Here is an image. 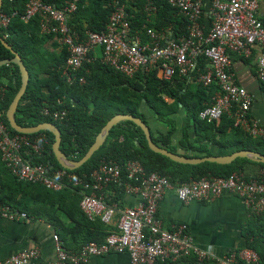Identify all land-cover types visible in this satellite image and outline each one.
<instances>
[{
  "label": "trees",
  "instance_id": "trees-1",
  "mask_svg": "<svg viewBox=\"0 0 264 264\" xmlns=\"http://www.w3.org/2000/svg\"><path fill=\"white\" fill-rule=\"evenodd\" d=\"M41 1L63 8L70 0ZM152 1L157 10L149 14L146 10L147 0H79L77 9L69 16V23L81 35L87 30H107L113 13L125 3L132 33L141 34L144 43H154L149 29L166 33L171 30L173 38L188 36L189 19L178 8L171 5L169 0ZM29 2L3 0L0 10V14L5 13L10 17L8 26L0 25V35L21 55L30 74L16 119L25 127L41 122L57 124L62 132L61 149L71 159H81L103 126L119 113L142 118L149 125L155 143L184 156L227 155L244 149L264 153V135H250L235 124L232 114L224 113L220 119L213 121L200 117V112L220 90L218 83L206 87L198 81L200 74L209 67L205 56L198 58L196 67L186 76L176 73L171 79H165L159 76L156 67L142 68L130 76L103 61L102 49L104 51L105 46H102L100 50L90 52L92 59L85 60L73 73V81L68 82L62 67L67 62L69 51L61 43V35L42 31L41 23L46 18L43 9L29 20L24 18ZM205 19L204 15L202 21L207 27ZM14 56L12 50L0 40V61ZM21 85L19 65L9 63L0 66V88L6 87L5 95L0 100V115L12 134L19 132L10 126L7 111ZM260 87L264 91V81L260 80ZM46 108L52 112L65 110L66 115L63 119H54L52 115L44 114ZM180 110L187 117V123L181 130L182 137L175 143L180 130L174 115ZM250 115L253 116L252 112ZM38 134H45L48 143L42 153L32 152L27 155L28 158L35 164H47L50 171L64 168L52 151L55 135L48 130L28 135ZM129 160H139L147 173L165 175L175 186L204 176L228 177L234 172H244L247 177H253L256 174H250L247 165L256 164L259 169L264 166V163L242 157L226 164L211 161L199 164L177 162L152 150L142 127L131 120H123L113 126L105 143L87 162L71 171L85 181H92L91 173L101 164L117 162L122 165L121 181L110 184V188L103 192L106 195L107 189H111V197L106 195L107 201L119 204L126 195L128 176L125 165ZM0 182L4 202L26 211L34 220L52 223L65 246L72 251H79L91 241L101 243L109 234L119 231L118 217L108 224L99 217L90 219L82 210L80 202L84 193L90 194L91 189H85L83 184H69L64 189L51 190L41 183L20 180L11 173L1 152ZM256 216V222L260 224L255 225L254 221L253 230H250L251 226L248 229V237H253L248 246L259 254V264H264V211ZM145 232L148 237L149 231ZM71 243H74L72 248ZM193 258L183 259H187L189 264ZM208 264L214 263L208 261Z\"/></svg>",
  "mask_w": 264,
  "mask_h": 264
},
{
  "label": "built area",
  "instance_id": "built-area-1",
  "mask_svg": "<svg viewBox=\"0 0 264 264\" xmlns=\"http://www.w3.org/2000/svg\"><path fill=\"white\" fill-rule=\"evenodd\" d=\"M78 1L70 0L63 8H57L52 4H43L41 0H30L24 15L29 20L43 9L46 18L41 23L42 31L61 35V43L69 51L67 62L62 67L68 82L73 81V73L85 60L92 59L90 52L100 50L102 46H105L104 51L102 49L103 61L130 76L149 67L158 68L159 76L165 79H171L176 73L186 76L196 67L198 58L205 56L209 67L200 74L198 81L206 87L218 83L220 90L200 112V117L213 121L220 119L224 113H230L235 118V124L250 135H264V124L250 115L255 94L236 83L231 69L232 53L248 58L259 47L257 74L264 81V19L258 15L259 0H212V21L209 27L202 21L203 0H169L189 19V34L167 40L165 31L149 29L148 33L154 43H144L141 34L132 33L125 3L113 13L107 30H87L81 35L69 23V16L77 9ZM146 10L151 14L157 10V6L152 0H147ZM9 22L8 15L0 14L1 26L6 27ZM5 91L6 87L0 88V100ZM44 114L52 115L54 119H63L66 111L52 112L46 108ZM47 143L45 134H12L0 115V152L14 176L20 180L41 183L51 190H61L69 184H83L85 189L92 190L90 194L84 193L80 202L82 210L90 219L99 217L109 224L118 212L120 217L119 231L109 234L101 243L91 241L79 251L68 249L60 236L54 233L56 259L39 264H92V257L112 251L127 253L129 264H155L158 259L177 260L191 256L194 258L189 264H208L211 256L192 242L185 225L179 224L175 230H166L157 217L159 203L169 189H175L179 198L186 202L231 191L243 197L246 205L255 212L264 211V166L253 177H247L244 172H234L228 177L204 176L175 186L165 175L147 173L139 160H129L125 165L128 176L125 190L126 193L139 195L140 201L121 210L117 202L109 203L103 192L110 184L121 181L122 165L117 162L101 164L91 173L92 181H85L68 168L50 171L47 164H35L27 156L32 152L42 153ZM0 213L10 220L29 219L26 211L3 201L1 182ZM146 230L150 233L148 237ZM39 256L38 248L23 249L0 260V264H29ZM239 258L248 264H259L260 261L257 251L246 247L230 253L223 260L219 259L217 264H238Z\"/></svg>",
  "mask_w": 264,
  "mask_h": 264
},
{
  "label": "crops",
  "instance_id": "crops-1",
  "mask_svg": "<svg viewBox=\"0 0 264 264\" xmlns=\"http://www.w3.org/2000/svg\"><path fill=\"white\" fill-rule=\"evenodd\" d=\"M259 2L258 15L264 19V0H259ZM203 4L205 20L208 24L212 0H203ZM169 31L167 33L168 40L173 39V31ZM259 52L260 48L257 47L250 58H243L235 53H232L231 57L232 71L236 80L241 86L255 94L252 115L264 124V91L260 87V79L257 74ZM174 118L180 130L174 139V142L177 143L178 139L182 137L181 130L187 123V117L180 110L174 115ZM154 128L157 127L154 126ZM258 169L259 166L256 164L247 165V171L250 174H257ZM109 188L106 191L108 198L111 197ZM139 201V195L126 193L119 203L120 209L123 210ZM252 210L246 205L243 197L231 191H224L220 195L206 199L186 202L179 198L175 189H169L159 203L157 217L161 219L162 226L166 230H175L179 224L185 225L186 232L192 242L211 256V263L217 264L219 259H225L230 253L239 252L241 249L249 247L248 243L253 240V237H248V229L251 226L250 230H253L254 221L255 225L260 224L256 222L257 213ZM117 217L119 219L120 212L116 214L115 219ZM54 233H56V227L50 222L34 220L31 217L10 220L0 213V260L23 249L38 248L40 250L39 258L29 264L53 262L56 259ZM73 246L74 243H71V248ZM129 262L130 257L125 252L112 251L105 255L92 257V264H129ZM241 262L248 264L247 261L239 258L238 264H242ZM155 264H188V262L187 259L166 258L158 259Z\"/></svg>",
  "mask_w": 264,
  "mask_h": 264
},
{
  "label": "water",
  "instance_id": "water-1",
  "mask_svg": "<svg viewBox=\"0 0 264 264\" xmlns=\"http://www.w3.org/2000/svg\"><path fill=\"white\" fill-rule=\"evenodd\" d=\"M2 2L3 0H0V10H1ZM0 40L7 48L11 49L15 55L13 58L1 60L0 66L9 64V63H16L17 65H19L21 76H22V85L19 91L17 92V94L15 95L7 111V118L9 120L10 126L16 131L20 133H26V134L37 133L42 130H48L52 132L55 135V141L52 146V151L55 154L58 162L64 168L75 170L81 167L105 143L113 126L123 120H131L135 122L136 124H138L140 127H142L146 135L149 147L155 152L166 155L170 157L172 160H175L177 162L189 163V164H199L205 161H211V162H218L221 164H226V163H231L238 157H242V158H248L253 161L264 163V153L260 151L252 150V149L239 150L231 154H227V155H213V156H206V157H190V156H184V155L172 152L168 150L167 148L162 147L154 142L151 129L149 125L142 118L136 117L132 114H124V113L116 114L103 126L101 131L96 136L95 141L93 142V144L90 146L86 154L81 159L79 160L71 159L61 149L62 132L60 128L57 126V124L53 122H41L35 126L25 127V126L20 125L17 122L16 112L18 109L19 102L27 90V86L30 80V74H29L28 68L26 67L21 55L14 49H12V46L1 35H0Z\"/></svg>",
  "mask_w": 264,
  "mask_h": 264
},
{
  "label": "rangeland",
  "instance_id": "rangeland-1",
  "mask_svg": "<svg viewBox=\"0 0 264 264\" xmlns=\"http://www.w3.org/2000/svg\"><path fill=\"white\" fill-rule=\"evenodd\" d=\"M204 15H205V7H204ZM209 15H210V18H209V22L207 24V27H209L211 25V21H212V9H211V11H209ZM205 26H206V24H205Z\"/></svg>",
  "mask_w": 264,
  "mask_h": 264
},
{
  "label": "clouds",
  "instance_id": "clouds-1",
  "mask_svg": "<svg viewBox=\"0 0 264 264\" xmlns=\"http://www.w3.org/2000/svg\"><path fill=\"white\" fill-rule=\"evenodd\" d=\"M167 40H168V37H167ZM257 49V48H256ZM256 49H254V51L256 50ZM242 57V56H241ZM251 57V56H250ZM250 57H248V58H250ZM246 58V57H245ZM248 248H250V247H248ZM251 249H253V248H251Z\"/></svg>",
  "mask_w": 264,
  "mask_h": 264
}]
</instances>
